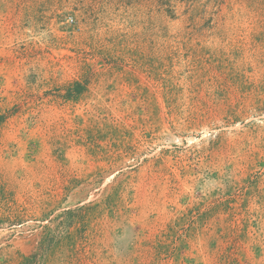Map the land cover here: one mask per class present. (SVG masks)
Here are the masks:
<instances>
[{"label": "rangeland", "instance_id": "1", "mask_svg": "<svg viewBox=\"0 0 264 264\" xmlns=\"http://www.w3.org/2000/svg\"><path fill=\"white\" fill-rule=\"evenodd\" d=\"M0 264H264V0H0Z\"/></svg>", "mask_w": 264, "mask_h": 264}, {"label": "built area", "instance_id": "2", "mask_svg": "<svg viewBox=\"0 0 264 264\" xmlns=\"http://www.w3.org/2000/svg\"><path fill=\"white\" fill-rule=\"evenodd\" d=\"M70 21L72 22L73 21V18H70Z\"/></svg>", "mask_w": 264, "mask_h": 264}]
</instances>
